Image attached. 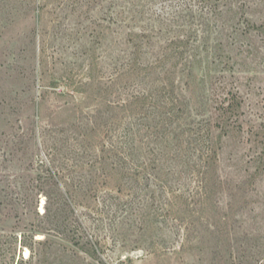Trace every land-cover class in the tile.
Instances as JSON below:
<instances>
[{
  "label": "rangeland",
  "instance_id": "rangeland-1",
  "mask_svg": "<svg viewBox=\"0 0 264 264\" xmlns=\"http://www.w3.org/2000/svg\"><path fill=\"white\" fill-rule=\"evenodd\" d=\"M0 264H264V0H0Z\"/></svg>",
  "mask_w": 264,
  "mask_h": 264
},
{
  "label": "trees",
  "instance_id": "trees-1",
  "mask_svg": "<svg viewBox=\"0 0 264 264\" xmlns=\"http://www.w3.org/2000/svg\"><path fill=\"white\" fill-rule=\"evenodd\" d=\"M162 61H163L162 59L158 60V64H161ZM190 64L191 63L189 62V67H190ZM131 68H133V67L131 66ZM163 90H164V88H163ZM240 105H241L240 102H238L236 100V98H234V96H231L229 99L222 100L221 102H219V109H218V112H217L218 114H217V117L215 118V121H217L220 118H222V120L227 118L228 115L236 112L240 108ZM216 125H218V124H216ZM214 126H215V124H214ZM128 131H129V129H126L125 136L123 138L126 137V133H128ZM118 148H120L119 151H118V154L120 156L118 163H119V166H120L122 171L127 170V171L132 172V173H136L138 171L139 172H144L145 171V169H146V167H145V161H146L145 158L146 157L143 158L141 161H139L138 164L134 165V168H132L133 164L129 165L127 163V161H129L128 159H130V161L132 159V157H129V155L130 156L132 155V152H130V154H129V152H125V150H124V148H123V146L121 144H120V147L118 146ZM149 155H150V153H149ZM147 158H149V157L147 156ZM159 159H161V157H154V160L152 161V163L153 164L154 163H158ZM150 162H151V160H150ZM61 173H62V175H61ZM53 177L56 179L57 182H59V184L61 186L59 191L61 192L62 198L65 199V200H70L69 203H72L71 202V193H70L71 186L73 187L72 181L71 180L69 181V178L65 176L64 171H60V174L55 172L53 174ZM62 177L66 178V182H64V184H63V182L61 183V180L63 179ZM81 186H83V184H79L78 185V187L80 189L82 188ZM87 191L91 192L92 190H87ZM85 194H87V193L85 192ZM177 197L178 196H174L173 198L176 199ZM180 198H181V196H179V199ZM171 205H172V203L169 204L168 207L171 206ZM46 212H47V210L45 211L44 214H46ZM30 253L32 254L31 249H30Z\"/></svg>",
  "mask_w": 264,
  "mask_h": 264
}]
</instances>
